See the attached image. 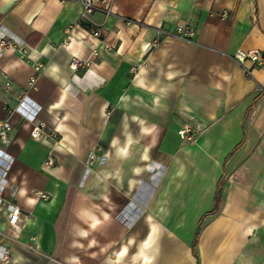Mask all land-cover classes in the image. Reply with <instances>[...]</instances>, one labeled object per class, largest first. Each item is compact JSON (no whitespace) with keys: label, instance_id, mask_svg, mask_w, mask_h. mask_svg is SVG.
Wrapping results in <instances>:
<instances>
[{"label":"crops","instance_id":"obj_1","mask_svg":"<svg viewBox=\"0 0 264 264\" xmlns=\"http://www.w3.org/2000/svg\"><path fill=\"white\" fill-rule=\"evenodd\" d=\"M98 7L0 0V264H264V63L234 58L264 54V0Z\"/></svg>","mask_w":264,"mask_h":264},{"label":"built area","instance_id":"obj_2","mask_svg":"<svg viewBox=\"0 0 264 264\" xmlns=\"http://www.w3.org/2000/svg\"><path fill=\"white\" fill-rule=\"evenodd\" d=\"M79 4L82 6L83 8V13H82V19L81 21L83 23L86 22V20H90L92 14L98 10V3L100 2V0H78ZM102 2H105V0H102ZM108 12L106 13V15H110V10H107ZM91 28V27H90ZM92 30V34L95 38H100L103 33L101 30L98 29H91ZM194 35V31L190 28V27H179L177 29V31L175 32V36L185 39V38H192ZM10 43L2 40L0 43V48L4 49L6 47H9ZM19 52L21 54L22 57H26L28 54V50L26 48H18ZM235 60L239 63V65L241 66V68L244 69L245 73L253 78V69L257 68V66H261L264 63V54L261 53L259 50L257 51H250V52H237L235 55ZM251 63V67L247 65V63ZM88 62L84 63L82 60L78 59V58H74L71 64V68L72 70H78L80 67H87ZM43 68L42 65H37L36 67V72L41 71V69ZM37 80L36 76L31 77L28 85L29 87H32L35 85V82ZM28 98L27 96H24L21 100L19 105L17 106V108L14 110V112L16 113H20L21 116H24V118L30 122L34 123L33 126V131H32V138L35 139H39L41 137H46L49 140H51L52 142H54L55 144L59 143V133L57 130H47V125H45L43 122H38L37 121V115H38V110L32 111L31 113H28L27 111H25L23 109L24 105L27 104ZM39 109V108H38ZM11 130V124L9 122V120H4V121H0V144L1 145H7L9 143V134ZM182 135H185V132L182 133ZM90 159H89V166H94L96 165L98 162L101 161V159L99 157H97V155L95 153H91L90 154ZM12 158L11 156H9L8 154L4 153V151H2L0 149V180L4 178L5 173L7 171V169L10 167L11 163H12ZM56 163H55V158L53 154H50L47 156V160L44 163V167L46 169H53L55 168ZM40 196L44 199H46V196H44L43 194H40ZM11 224L16 225L17 222H19L20 220V216H19V212L18 211H14L11 215ZM15 230H17V227L14 226ZM3 261L5 264H10L11 263V258L9 257V253L7 252L4 257H3Z\"/></svg>","mask_w":264,"mask_h":264}]
</instances>
